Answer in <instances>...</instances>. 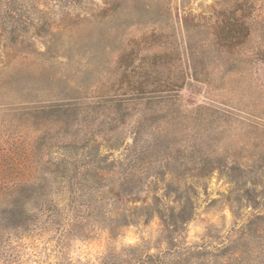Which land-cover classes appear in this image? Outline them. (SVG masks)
I'll return each instance as SVG.
<instances>
[{
	"label": "rangeland",
	"instance_id": "obj_1",
	"mask_svg": "<svg viewBox=\"0 0 264 264\" xmlns=\"http://www.w3.org/2000/svg\"><path fill=\"white\" fill-rule=\"evenodd\" d=\"M218 25L232 35L240 30V44L215 37ZM151 55L158 56L160 78L181 81L170 102L136 99L149 90ZM202 59L212 86L192 76L189 62ZM167 103L182 117L208 108L197 119L168 124L165 138L146 148L154 154L143 182H154L137 191L166 216L189 197V222L168 235L156 213L116 233L95 224L88 236L63 243L52 229H20L0 264H96L133 245L155 254L204 242L214 254L228 245L237 255L231 264H264V0H0V153L34 162L35 181L22 189L51 190L63 206L56 194L63 190V145L87 143L106 163H119L135 141L132 130L145 123L142 112ZM113 134L119 145L108 141ZM23 168L0 172L16 176ZM146 204L118 205L134 218ZM216 264L229 262L221 257Z\"/></svg>",
	"mask_w": 264,
	"mask_h": 264
},
{
	"label": "trees",
	"instance_id": "obj_2",
	"mask_svg": "<svg viewBox=\"0 0 264 264\" xmlns=\"http://www.w3.org/2000/svg\"><path fill=\"white\" fill-rule=\"evenodd\" d=\"M246 8L241 7L237 10L246 11ZM236 24L241 27L243 21L237 19ZM231 31V29L218 25L212 34L217 38L228 35L229 44H235V42L240 44L241 31H238L239 35H232ZM197 53L199 52L195 51V55ZM202 55L204 56L203 53ZM148 59L151 60L149 68L152 73L148 75L144 84L149 90L145 91L144 96L136 99H140L146 104L170 102L182 87L181 81L179 82L178 78H160L158 76L161 71L160 64L157 63L158 56L151 55ZM189 67L193 71L192 76L195 80L207 82L209 86H212L213 80L208 71L209 65L204 62V59L189 62ZM196 75H201L203 80L196 78L198 77ZM171 92L176 93L172 95ZM71 106L70 103L63 104V108H67V111ZM205 108L208 107L199 105L191 115L184 114L187 116L182 117L169 103L160 108L148 105L140 117V121L145 123L132 130L135 141L124 160L119 163L114 160L106 163L109 161L107 157L98 155L97 148L87 146V143H85L86 146L74 143L63 145L65 151L63 166L60 170L62 172L60 182L63 184V190L56 192L63 196V206H58L50 198L51 190L43 192L22 189L35 181V176L30 171L34 162L14 160L10 155L0 153L1 171L5 168L16 167V165L24 167L22 172L20 171L16 176L10 172H0V260H7L5 255L8 254V249L12 245V237H17L20 229L25 231L45 230V232L52 229L58 233L57 241L63 243L66 238L74 235L88 236L96 227L95 224L116 233L122 226L129 225L137 218L146 217L149 219L158 213L163 220V232L168 235L173 234L180 226L189 222L194 214V206L190 198L187 197L177 213H175V209H172V213L166 216L152 203L146 204V199L142 197V190L139 193L137 191L141 183L143 186L149 187V184L154 182L153 180L143 182L144 177L142 176L149 167L147 159H152L151 155L154 154V151H148L146 148L152 142H157L161 137H164L162 133L166 134L165 130L168 128V124L176 123L175 126H178L184 119H197L203 114ZM169 136H172L170 131ZM114 139H116L115 134L111 135L108 141L113 145H119L118 142H114ZM170 147L169 143L165 149ZM4 149V147H0V152ZM7 150L13 151L12 146H8ZM78 151H82V153ZM197 177L202 180L206 176L199 174ZM9 183L14 187H7ZM18 186H20L19 189ZM129 199L146 204L136 208L140 211L134 215V218L129 217L125 207L120 209L118 205ZM208 249V242H204L197 250L195 247L174 245L173 249L167 247L161 253L152 254L142 253L137 246L133 245L126 248L127 253L124 256L104 255L96 264H216L221 257L225 262L228 261L231 264L237 257L236 254L228 251V245L225 246L224 252L222 251L221 254L211 253ZM226 254L228 255L225 256Z\"/></svg>",
	"mask_w": 264,
	"mask_h": 264
}]
</instances>
